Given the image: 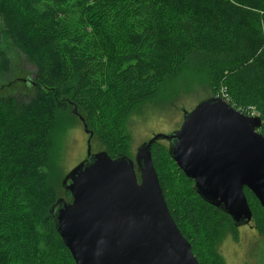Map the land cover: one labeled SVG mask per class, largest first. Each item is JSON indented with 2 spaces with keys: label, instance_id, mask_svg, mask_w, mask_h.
I'll return each instance as SVG.
<instances>
[{
  "label": "trees",
  "instance_id": "obj_1",
  "mask_svg": "<svg viewBox=\"0 0 264 264\" xmlns=\"http://www.w3.org/2000/svg\"><path fill=\"white\" fill-rule=\"evenodd\" d=\"M8 43L36 68L32 93L7 81ZM185 69L201 72L213 96L253 106L264 134V0H0V264H76L50 214L61 197L48 172L61 108L76 105L103 150L129 155V115ZM168 149L157 142L152 155L169 209L201 264H225L214 249L223 229L237 227L180 168L189 187L178 200L170 195ZM245 193L264 233V207ZM185 222L205 233L209 258Z\"/></svg>",
  "mask_w": 264,
  "mask_h": 264
},
{
  "label": "water",
  "instance_id": "obj_2",
  "mask_svg": "<svg viewBox=\"0 0 264 264\" xmlns=\"http://www.w3.org/2000/svg\"><path fill=\"white\" fill-rule=\"evenodd\" d=\"M63 178L71 200L50 208L57 231L76 264H201L167 204L152 148L169 142V154L207 203L231 216L235 227L249 224V188L264 207V134L260 115H246L220 96L184 111L180 128L155 133L135 157L93 151Z\"/></svg>",
  "mask_w": 264,
  "mask_h": 264
},
{
  "label": "rangeland",
  "instance_id": "obj_3",
  "mask_svg": "<svg viewBox=\"0 0 264 264\" xmlns=\"http://www.w3.org/2000/svg\"><path fill=\"white\" fill-rule=\"evenodd\" d=\"M8 49L12 68L7 81L14 90L32 93L37 78L34 64L14 45L8 43ZM211 96L213 92L199 71L185 69L176 77L165 80L156 97L138 106L128 117L126 133L131 138L129 155L135 157L138 147L154 133L171 132L180 128L184 111L193 109L201 100ZM74 108L72 103L61 108L50 135L49 183L61 197H65L63 178L86 157L88 133L84 130L82 120L73 112ZM77 110L81 113L78 107ZM82 115L86 119V115ZM100 140L96 134L93 138L94 152L103 150ZM161 143L169 147L166 140H161ZM161 157L162 166L168 175V192L178 200L181 195L186 194L189 184L168 152ZM184 225L190 237L196 240L202 256L209 258L213 251L205 233L201 232L196 236L190 225L186 222ZM214 250L225 264H264V233L254 226H240L235 232L225 228L220 232Z\"/></svg>",
  "mask_w": 264,
  "mask_h": 264
},
{
  "label": "built area",
  "instance_id": "obj_4",
  "mask_svg": "<svg viewBox=\"0 0 264 264\" xmlns=\"http://www.w3.org/2000/svg\"><path fill=\"white\" fill-rule=\"evenodd\" d=\"M242 112H246L250 115H256L258 114V112L256 111V109L253 106L247 107L246 109H239Z\"/></svg>",
  "mask_w": 264,
  "mask_h": 264
},
{
  "label": "flooded vegetation",
  "instance_id": "obj_5",
  "mask_svg": "<svg viewBox=\"0 0 264 264\" xmlns=\"http://www.w3.org/2000/svg\"><path fill=\"white\" fill-rule=\"evenodd\" d=\"M191 110H192V109H191ZM191 110H189V111H191ZM241 112H242V111H241ZM183 120H184V118H183ZM174 130H176V129H174ZM174 130H173V131H174ZM258 130H259V129H258ZM156 133H157V132H156ZM158 133H159V132H158ZM166 133H168V132H166ZM154 134H155V133H154ZM154 134H153V135H154ZM153 135H152V136H153ZM149 139H150V138H149ZM166 141H167V140H166ZM159 142H161V141H159ZM167 142H168V141H167ZM168 145H169V142H168ZM224 213H225V212H224ZM229 216H230V215H229ZM243 226H254V224H253V220H252L249 224H246V225H243Z\"/></svg>",
  "mask_w": 264,
  "mask_h": 264
},
{
  "label": "bare ground",
  "instance_id": "obj_6",
  "mask_svg": "<svg viewBox=\"0 0 264 264\" xmlns=\"http://www.w3.org/2000/svg\"><path fill=\"white\" fill-rule=\"evenodd\" d=\"M217 96H219V95H217ZM220 97H222V96H220ZM223 98V97H222ZM223 99H225V98H223ZM226 100V99H225ZM227 101V100H226ZM230 103V102H229ZM245 114V113H244ZM246 115H248V114H246ZM250 115V114H249ZM257 115V114H256ZM252 116H255V115H252ZM240 227V226H239ZM238 228V227H237Z\"/></svg>",
  "mask_w": 264,
  "mask_h": 264
}]
</instances>
